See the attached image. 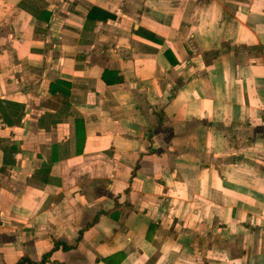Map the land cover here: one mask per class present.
I'll return each instance as SVG.
<instances>
[{"label":"crops","instance_id":"crops-1","mask_svg":"<svg viewBox=\"0 0 264 264\" xmlns=\"http://www.w3.org/2000/svg\"><path fill=\"white\" fill-rule=\"evenodd\" d=\"M46 255L264 264V0H0V264Z\"/></svg>","mask_w":264,"mask_h":264},{"label":"trees","instance_id":"trees-1","mask_svg":"<svg viewBox=\"0 0 264 264\" xmlns=\"http://www.w3.org/2000/svg\"><path fill=\"white\" fill-rule=\"evenodd\" d=\"M61 246H62V248L65 249V250L70 249V246H68V245H66V244H64V243H58V242H56V244H55V248H54V249H58V248L61 247ZM47 259H48V256L46 255V256L44 257V259H43L40 263H33V264H45L46 261H47Z\"/></svg>","mask_w":264,"mask_h":264}]
</instances>
